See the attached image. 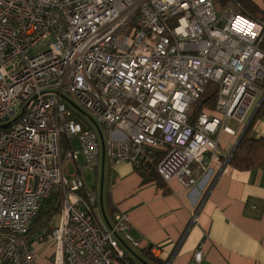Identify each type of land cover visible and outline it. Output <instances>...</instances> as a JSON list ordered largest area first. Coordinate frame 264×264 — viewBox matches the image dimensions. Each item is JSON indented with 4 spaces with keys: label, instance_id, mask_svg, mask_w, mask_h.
Returning a JSON list of instances; mask_svg holds the SVG:
<instances>
[{
    "label": "built area",
    "instance_id": "2783aa9c",
    "mask_svg": "<svg viewBox=\"0 0 264 264\" xmlns=\"http://www.w3.org/2000/svg\"><path fill=\"white\" fill-rule=\"evenodd\" d=\"M263 37L213 0H0V264H35L48 242L52 264H133L128 216L97 218L85 170L160 155L162 180L197 184L264 101ZM210 82L215 107L196 113ZM53 194L58 226L34 229Z\"/></svg>",
    "mask_w": 264,
    "mask_h": 264
},
{
    "label": "crops",
    "instance_id": "0c3cea01",
    "mask_svg": "<svg viewBox=\"0 0 264 264\" xmlns=\"http://www.w3.org/2000/svg\"><path fill=\"white\" fill-rule=\"evenodd\" d=\"M263 119L252 131L256 138L264 136ZM237 139L221 135V160L209 162L208 174L201 169L190 188L157 180L127 161L113 169L105 161L93 172L96 182L87 185L98 194L97 218L108 224L118 212L128 216L139 242L130 251L135 264H191L200 242L199 264H264V165L253 170L230 165ZM54 251V242L38 245L35 264H52Z\"/></svg>",
    "mask_w": 264,
    "mask_h": 264
},
{
    "label": "trees",
    "instance_id": "16d2710c",
    "mask_svg": "<svg viewBox=\"0 0 264 264\" xmlns=\"http://www.w3.org/2000/svg\"><path fill=\"white\" fill-rule=\"evenodd\" d=\"M215 4L224 7L228 4H235L241 8V11L245 15H249L261 21H264V0L259 3L257 0H213ZM262 49L264 51V37L261 43ZM218 91V85L215 82H210L205 93L196 102L195 112L198 113L203 108H214L216 104V96ZM264 118V101L258 109L257 113L249 123L246 131L241 138L239 144L237 145L235 151L232 153L229 164L239 170H253L264 165V136L256 138L252 135V131L258 120ZM64 148L68 149L70 146V141L67 138H63ZM162 158L160 155H155L152 162H143L138 169L144 173L150 174L157 180L161 179L156 171V165ZM160 185L161 182H160ZM56 194H53L49 199L46 200L45 204L42 206L37 219L35 220L34 229L39 226L44 225V218L48 217L51 220L52 216H55L59 211V204L56 202ZM53 218V217H52ZM146 254L149 252L144 250ZM149 255V254H148ZM151 259L162 263L155 257L150 256ZM134 262V260H133ZM135 264V262L133 263Z\"/></svg>",
    "mask_w": 264,
    "mask_h": 264
},
{
    "label": "rangeland",
    "instance_id": "374dc122",
    "mask_svg": "<svg viewBox=\"0 0 264 264\" xmlns=\"http://www.w3.org/2000/svg\"><path fill=\"white\" fill-rule=\"evenodd\" d=\"M229 8H232L234 10H238V6L235 5V4H228L227 6H224V7H221V6L216 4V10L218 11V15L219 16H222L225 13V10L229 9ZM255 114H254V116H255ZM262 122H264V119L260 121V123H262ZM238 124H239L238 121L235 120V119H230L229 120V125L234 127V128H238ZM252 135L255 136V134H252ZM234 144H236V142ZM67 169H68V173L69 174H73L75 172V165L73 163L69 162L67 164ZM89 172H90V174H89ZM93 172L94 171H91V170H85L84 176H85L86 182H89V183H90V181H93L94 183L96 182V179L93 177V176H95V174ZM52 217H51V220H49V221H51V225L52 226H58V223H59V211H58L57 215L52 216ZM149 264H151V263H149ZM153 264H157V263L153 262Z\"/></svg>",
    "mask_w": 264,
    "mask_h": 264
},
{
    "label": "water",
    "instance_id": "95a60500",
    "mask_svg": "<svg viewBox=\"0 0 264 264\" xmlns=\"http://www.w3.org/2000/svg\"><path fill=\"white\" fill-rule=\"evenodd\" d=\"M245 131H246V129H245V130L240 134V136L238 137V139H237V141H236V144H235V146H234V148H233L232 153L235 151V149H236L237 145L239 144L241 138L243 137Z\"/></svg>",
    "mask_w": 264,
    "mask_h": 264
}]
</instances>
